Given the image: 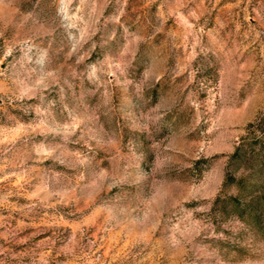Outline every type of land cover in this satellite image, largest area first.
Here are the masks:
<instances>
[{
	"label": "rangeland",
	"instance_id": "obj_1",
	"mask_svg": "<svg viewBox=\"0 0 264 264\" xmlns=\"http://www.w3.org/2000/svg\"><path fill=\"white\" fill-rule=\"evenodd\" d=\"M250 122L264 0H0V264H264L213 205Z\"/></svg>",
	"mask_w": 264,
	"mask_h": 264
},
{
	"label": "trees",
	"instance_id": "obj_2",
	"mask_svg": "<svg viewBox=\"0 0 264 264\" xmlns=\"http://www.w3.org/2000/svg\"><path fill=\"white\" fill-rule=\"evenodd\" d=\"M255 125V122L248 124L246 135L229 154L222 190L213 205L243 221L259 224L264 216V179L261 178L264 173V133L260 134ZM240 168L242 172L235 175L234 171ZM231 185L235 193L222 196L223 190Z\"/></svg>",
	"mask_w": 264,
	"mask_h": 264
}]
</instances>
